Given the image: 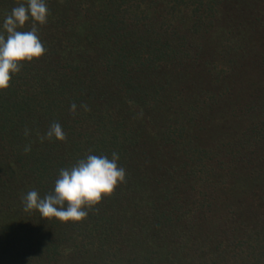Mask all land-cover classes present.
Wrapping results in <instances>:
<instances>
[{"label":"rangeland","instance_id":"374dc122","mask_svg":"<svg viewBox=\"0 0 264 264\" xmlns=\"http://www.w3.org/2000/svg\"><path fill=\"white\" fill-rule=\"evenodd\" d=\"M65 1L69 7L74 0ZM202 2H207L205 7L198 0H79V19L72 22H77L75 30L81 36H88L82 42L91 56L79 52L82 42L76 59L71 58L70 46L52 53L53 44L54 48L58 43L74 44L67 43L68 36L47 45L42 42L45 54L25 62L12 76L10 86L17 83L14 100L23 99L29 112L18 131L0 133V264H121L108 243L109 236L117 239V225L132 237L123 241L127 252L133 251L123 264H135L141 256L153 259L152 264H206L218 259L215 244L235 242L244 225L264 227V168L238 166L219 158V149L209 150L212 139L230 142L234 121H242L244 100L257 89L252 70L247 80L238 78L242 61L226 54L227 38L214 25L215 12L244 21L255 20V15L246 0H218L219 11L208 5L209 0ZM20 3L24 0H0V13L6 8L11 12ZM71 31L67 29L73 38ZM38 35L41 39L42 32ZM255 50L257 60L250 65L261 67L262 55ZM110 61L141 83L148 78L164 83L169 100L179 92L181 100L188 97L193 121L186 124L188 115L181 106L178 113L148 100L147 107L138 93L122 91L105 69ZM226 66L235 70L231 79L219 74ZM225 80L231 88L223 92ZM131 100L141 101V107L134 106L128 114L123 105ZM207 120L209 126L203 127ZM53 122L61 125L65 140L41 139ZM82 132L88 135L83 136L88 138L83 154L118 153L124 182L79 222L44 219L36 210L26 211L24 195L37 190L43 196L52 190L59 170L67 167L60 168L61 164L70 166V156L77 154L76 140ZM26 146L31 150L26 152ZM200 154L208 156L190 160ZM185 155L190 158L183 167ZM174 168L184 170L180 178L174 176ZM172 182L177 188L163 195L162 186ZM143 217L148 220L144 225ZM128 224L133 227L127 229Z\"/></svg>","mask_w":264,"mask_h":264},{"label":"trees","instance_id":"16d2710c","mask_svg":"<svg viewBox=\"0 0 264 264\" xmlns=\"http://www.w3.org/2000/svg\"><path fill=\"white\" fill-rule=\"evenodd\" d=\"M61 1L63 3L58 2V0H46L50 14L48 16L47 23L44 24L43 26H39V32L40 33L42 32L41 41L47 45V42L51 44L54 41V39L59 40L61 38H67L68 36L69 39L67 40V43H74V44L62 45L58 43L60 46H58L57 44L56 48H54L55 44H53V46L51 47L53 48L51 49V52L52 53L59 52L60 50L63 49L61 48V46L62 47L70 46V50L71 52H73L71 53V58L76 59L77 55H79L78 46L81 44L82 39L84 37L86 38L88 37L86 35L81 36V33H79L77 29L75 30L77 22L76 23L72 22L74 18L79 19V16H78L79 0H74L73 2H70L69 7L66 6L67 1L65 0H61ZM202 1H205V0H202ZM202 1L198 0L197 4L200 7L201 6L205 7L207 2H202ZM248 1L251 4L249 8L251 12L255 15V20L250 19V21L248 20L244 21L241 18L229 17L227 13H224V14L221 13L220 15L218 12H215V14L217 15L216 16L217 20L214 21V25L215 23L216 25H219V29L226 35L225 37L227 38L226 50L228 51L226 52V54L228 55L229 53V55H233V56L236 55L238 56L239 61L240 62L242 61L243 66L237 70L238 78L243 79L244 81L245 79L247 80L251 74L250 70H252L256 75L254 79L257 80V83H253V84H254V87L257 89L254 93H252L253 95H249V99H245V100L243 99L244 105L242 106L245 107V111L242 114V119H241L242 121H238V120L234 121L233 126H234L235 131H232L234 135H232V139H229L230 142H225V141L220 142L219 139H215V140L212 139L209 145V148H210L209 150L212 149L211 148L212 146L215 149L216 148L219 149L220 151L219 153L221 154L219 158H222L227 162L235 163L238 166L240 165L244 167L245 165H250L252 168L257 169L256 167L264 168V142H262V140L259 137L261 136L264 140V64H263L264 63V0H246V2ZM24 2H26V0H24ZM217 2L218 0H214V2L212 0H209L208 5H211V6L214 5V7H211V8L215 9V11L217 10L219 11V9L217 8L219 4H217ZM69 9H71L70 13L67 12V10ZM9 13H10L9 8L8 9L6 8L3 12H1L0 22H2L3 17ZM71 14H73L72 20L70 19V16H72ZM68 15H69V18H68ZM31 26H32L31 21H29L28 23H26V25L24 26L22 30H25V31L30 30ZM67 29L73 31V35H74V37L72 36L73 38H71V34L67 32ZM233 34H237V36L234 37ZM47 36L49 39H46ZM83 40H86V39H83ZM82 46L83 48L79 50V52L81 53L82 51H84L85 53L84 57H90L91 52L89 48H86L87 44L82 42ZM255 48L258 49L262 55L261 57L262 61L259 62L261 67H258V66L254 67L250 65L251 61L254 62L255 60H257L256 55H255L256 53ZM99 54L101 53L99 52ZM209 62L211 61L209 60ZM245 64H248V65H245ZM110 65L111 66H109L108 68H106V65H105V69L110 71L108 72L110 74L109 76L113 77V81H115L118 84V86L120 87V89H122V91L126 90L127 92L131 91L130 93H134V94L138 93L139 98L142 100L143 102L142 104L144 105H147L149 103L148 100H152L162 106L164 105H168V107L171 106L172 111L174 110L178 113H179V108L181 106L182 112L188 115L185 118L186 124L193 121V119L191 118L192 113L190 112L191 105L188 104L191 100H189L188 97L184 96V98H182L181 100V98H179V95H180V92H179L178 96L175 95L174 97H171V100H169L168 99L169 97H166L164 93V89H165L164 83L162 84L158 83L157 79L155 78L152 80L148 78L146 81L144 80L145 84L142 85L144 82L141 83V81H138L137 79L139 78L137 76L135 77L132 76L122 66L121 67L113 66V65H116V63H111V61H110ZM211 68H213L214 70L217 69L216 65ZM234 71L226 66L225 68L222 67V70L219 71V74L223 75L225 79L229 77L231 79V77L234 76ZM224 74L226 77L224 76ZM165 83H168V82H165ZM230 86H231V83L227 84L225 80L224 85L222 86L221 90H223V92L230 90L231 88ZM16 87H17V83L15 80V82L12 83V86H9V88L5 90H0V133L3 132V131L1 132V130H5L9 132V134H13L15 133V131H18L19 127H23L24 124L26 123L25 112H29V111H26L28 108L26 107V104L23 103L24 102L23 99L17 100V101L14 100L13 96L15 94ZM161 91L162 93H160ZM131 101L132 103L130 104L124 103L123 105L122 103L123 107L125 106L124 110L128 111V114L132 113V110H135L134 109L135 107L137 109L141 107V101L139 100H131ZM149 110H150V107L147 109V111H145V114L147 116L149 115L148 114ZM109 112L110 111H108V113ZM145 114L141 116L142 121L144 122H146ZM193 115L196 116V113H193ZM206 124L203 127L205 126L208 127L210 122H208L207 120ZM6 128H10L9 131L6 130ZM179 128L182 129L183 125L182 127H179ZM9 134L7 133V135ZM83 136L85 137L88 135L82 132V137H79L80 139L77 138L76 140V146H78L76 148L77 154L75 155L72 154L70 156L71 157L70 158L71 160L69 161V163L71 162L70 166L73 165L78 159H81L86 156V154H83L82 152L86 151L84 147V143L88 140V138H84ZM6 138L8 139V137ZM82 138H84L83 143H81ZM218 141H219V144H218ZM171 142L175 143L174 141H172V139H171ZM225 143H226V146L229 147L228 148L229 150L224 149ZM85 144L87 148V143ZM165 148H166V145H165ZM203 156L205 158L208 155L200 154V156L198 155L192 156L191 158L185 155L183 156L184 159L181 162V164L183 163V165L181 166L184 167V165L188 163L189 158L191 161L193 160L196 161L198 157L203 158ZM15 158H16V161L19 162V164H21L23 167L25 166L24 163L20 161L21 158L18 155ZM40 159L44 160L46 158L43 159V156H40L39 160ZM43 163L46 164V166L47 164L49 165V162L47 161V159L44 160ZM41 164L39 166L40 170L43 166ZM51 166L56 167V164L53 165L52 163ZM66 166L70 167L68 163L63 162L60 168L66 167ZM244 170H247V167H245ZM45 171H48L47 167H45ZM249 171L251 172L250 175L254 173L253 170H249ZM182 172H184L183 169L180 170V169L174 168V176L179 177V175H181ZM34 174H38V176H40V173L33 172V175ZM244 177L246 178L245 175ZM254 179L255 178L253 177V180ZM261 179L262 178H260L259 183H261V181L264 180V178L262 180ZM177 186H178V183L177 185H174L173 182L170 184L166 183L162 186L161 193L163 195L167 194L171 189L173 188L176 189ZM110 216H113V215L110 214ZM150 217L152 221L155 220L153 216H150ZM143 219H144V222H142V224L144 225L146 224L148 220H145L144 217ZM107 221L111 222V220L108 217H107ZM133 224H128L125 226H128L127 229H129L130 226L133 227ZM135 225L139 226L138 223ZM244 226L246 228L241 227L239 229V234L236 235L237 237L235 236L236 237L235 242L230 241V240H221L219 241L221 242L220 244H215L216 247L214 250V255L217 256L218 259L212 260L210 262L205 261L206 264H264V227L257 228L256 225H249V226L244 225ZM115 227H116L115 230L118 231V233L116 234L117 239H114L113 238L114 236H109L108 238L110 242L108 241V243H110L111 246L110 248L109 247L108 248L109 250H112L114 254L117 256L116 259L121 264H123L124 263L123 260L125 259L126 255H127L128 260H131V255L133 254V251H131L130 254L127 252L128 247L127 245H124L125 243L123 241L124 239H127V237L132 240V237L130 238V236L125 235L124 231L122 229H119L118 225ZM161 232L162 231H160V233ZM160 240L162 239H158L159 242ZM222 241H225V242H222ZM134 251H138V249L135 248ZM162 253L164 252L163 251L161 253L158 252L155 255L158 256ZM111 254L112 253H109V255ZM128 255L130 256L128 257ZM226 255H229V256H227V258L225 259L224 257H226ZM152 256L154 257V255ZM136 258L138 259V262H136L135 264H152L153 263V259L150 260L146 256L145 258H142V256L136 257ZM116 264H118V262Z\"/></svg>","mask_w":264,"mask_h":264},{"label":"clouds","instance_id":"9594fccd","mask_svg":"<svg viewBox=\"0 0 264 264\" xmlns=\"http://www.w3.org/2000/svg\"><path fill=\"white\" fill-rule=\"evenodd\" d=\"M50 12L46 0H26L12 8L0 22V90L10 86L13 75L20 72L25 62L42 57L46 49L38 35L39 26L48 21ZM31 21L30 30H22ZM76 105L71 110L76 111ZM85 110L87 105H81ZM28 132L26 130L25 135ZM63 141L65 133L58 122H53L41 139ZM30 146L25 151H30ZM116 152L107 155L87 154L73 165L61 168L51 191L41 196L37 190L28 191L22 198L25 210H36L41 218H55L61 222H79L88 209L110 195L118 183L125 180V169L118 164Z\"/></svg>","mask_w":264,"mask_h":264}]
</instances>
